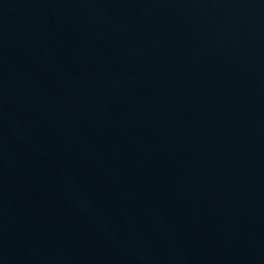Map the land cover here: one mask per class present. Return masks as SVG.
Here are the masks:
<instances>
[{
  "label": "water",
  "instance_id": "water-1",
  "mask_svg": "<svg viewBox=\"0 0 264 264\" xmlns=\"http://www.w3.org/2000/svg\"><path fill=\"white\" fill-rule=\"evenodd\" d=\"M0 264H264V0H0Z\"/></svg>",
  "mask_w": 264,
  "mask_h": 264
}]
</instances>
